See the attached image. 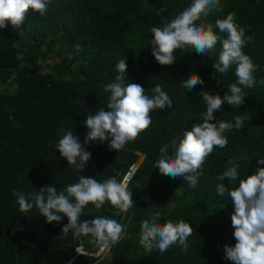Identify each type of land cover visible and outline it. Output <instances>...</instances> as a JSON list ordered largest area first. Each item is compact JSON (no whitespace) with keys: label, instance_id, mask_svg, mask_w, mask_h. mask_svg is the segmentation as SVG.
<instances>
[{"label":"trees","instance_id":"1","mask_svg":"<svg viewBox=\"0 0 264 264\" xmlns=\"http://www.w3.org/2000/svg\"><path fill=\"white\" fill-rule=\"evenodd\" d=\"M220 2L223 12L211 15L209 22L235 13L246 37H253L243 51L262 56H250L260 67L255 87L246 89L244 105L230 107L225 102L214 113L233 123L235 115H248L249 120L241 130L225 133L228 146L216 148L207 158L196 188L188 187L183 177L159 173L155 168L159 149L202 122L200 113L206 106L198 97L200 91L223 96L236 77L233 66L227 75L217 73L213 78L216 52L210 58L191 47L178 49L170 66L159 65L151 55L149 29L170 21L190 0H51L45 16L29 9L19 29L10 24L0 29V264H95L98 248L86 237L78 241L71 232L62 235L67 217L47 223L35 207L22 213L12 193L36 192L52 184L62 190L77 182L79 175L101 182L112 176L121 180L139 156L142 160L128 184L135 205L126 214L116 215L118 210L108 204L92 212L125 225V238L111 247L114 259L104 264H233L223 258V246L235 244L234 206L227 193L217 194L216 186L236 185L216 177L231 158L239 162L241 177L264 167L257 163L264 158V0ZM76 45L81 51H76ZM121 58L127 63L125 83L142 85L149 96L151 88L161 84L172 107L154 110L151 127L122 151L109 150L107 142L86 145L91 159L79 173L68 167L55 148L59 130L73 131L83 143L86 116L106 109L110 94L102 86L114 82L115 65ZM189 73L204 81L190 93L180 87ZM156 211L163 216L158 223L183 219L192 225L187 254H181L179 246L163 254L155 249L146 252L140 246L141 220L151 219ZM92 215H82L80 220H90ZM81 243L83 251L78 254L75 248Z\"/></svg>","mask_w":264,"mask_h":264},{"label":"clouds","instance_id":"2","mask_svg":"<svg viewBox=\"0 0 264 264\" xmlns=\"http://www.w3.org/2000/svg\"><path fill=\"white\" fill-rule=\"evenodd\" d=\"M50 2L0 0V29L7 28L9 24L19 29L29 9L41 17L45 16ZM220 12H223L220 0H190L170 21L149 29L151 55L161 66L174 64L176 51L188 47L193 48L198 55L210 58V53H217L212 66L214 79L215 74L227 75L235 66L236 82L227 86L223 96L207 90L198 93L206 106V111L200 113L202 122L194 123L191 130L184 132L183 138H174L159 149L155 168L161 175L173 179L183 177L190 188L197 187L205 161L215 149L228 146L225 133L233 129L241 130L245 121L249 120L248 115H235L233 123L218 119L214 113L220 112L225 102L230 107L240 108L244 105L248 96L246 89L255 87V73L260 67L243 51L253 41V37H246L245 28L236 22L235 13L230 12L223 18L215 19L214 24L209 22L211 15ZM75 48L77 52L81 51L80 45ZM67 56L73 58L72 53H67ZM115 71L117 75L114 82L102 86L103 91L110 94L106 109L100 108L86 116L84 126L87 132L83 143L73 131L59 130L60 139L55 148L60 157L67 161L68 167L79 173L91 159V152L86 150V145L107 142L109 150L122 151L126 144L134 142L151 127V113L154 110L172 107L173 101L161 84L153 86L152 95L149 96L142 85L125 83V58L115 65ZM203 84L198 74L189 73L181 80L180 87L190 93L197 85ZM257 163L264 165V158H260ZM239 167V162L231 158L224 171L216 177L219 181H228V185H236L230 187L220 183L216 186L217 194L224 196L227 193L234 206L231 226L235 244H224L223 258L233 264H264V167L245 177L240 176ZM129 180L127 174L121 180L112 176L102 182L95 177L79 175L77 182L67 184L62 190L52 184L44 185L36 192L13 191L12 195L16 197L22 213L35 207L47 223H59L67 217V223L61 229L62 235L68 236L71 232L72 238L78 241L86 237L90 245L103 253L125 238V225L109 216H94L92 212H99L108 204L118 210L116 215L128 213L135 205L133 192L128 188ZM85 214L93 218L81 221L80 217ZM161 217L162 212L156 211L151 219L141 220L140 246L146 252L151 253L155 249L160 254L173 246H179L181 254H187L188 238L193 233L192 225L183 219L158 223ZM83 247L81 243L75 251L81 254Z\"/></svg>","mask_w":264,"mask_h":264},{"label":"rangeland","instance_id":"3","mask_svg":"<svg viewBox=\"0 0 264 264\" xmlns=\"http://www.w3.org/2000/svg\"><path fill=\"white\" fill-rule=\"evenodd\" d=\"M247 55H249V56H253L254 58H257V59H259L262 55L260 54V53H258V52H253V51H247V53H246ZM56 61V60H55ZM46 62H48V61H46ZM141 160H142V157L141 156H139L138 158H137V160H136V162L128 169L129 170V173L127 172V175L128 174H130V172L135 168V167H137L139 164H140V162H141ZM131 170V171H130ZM147 204L148 205H151L152 204V201L150 200V199H148L147 201ZM95 257H96V263L95 264H104L105 263V261H109V260H112V259H114V253L112 252V249H110V250H106L105 252H103V253H101L100 251H99V249L97 250V252H96V254L94 255Z\"/></svg>","mask_w":264,"mask_h":264},{"label":"water","instance_id":"4","mask_svg":"<svg viewBox=\"0 0 264 264\" xmlns=\"http://www.w3.org/2000/svg\"><path fill=\"white\" fill-rule=\"evenodd\" d=\"M135 168H136V167H135ZM135 168H134V169H135ZM134 169H133L132 171L130 170L131 172H130V174H128V175H129V177H130L131 173L134 171Z\"/></svg>","mask_w":264,"mask_h":264}]
</instances>
